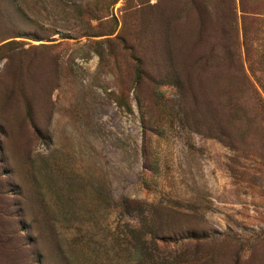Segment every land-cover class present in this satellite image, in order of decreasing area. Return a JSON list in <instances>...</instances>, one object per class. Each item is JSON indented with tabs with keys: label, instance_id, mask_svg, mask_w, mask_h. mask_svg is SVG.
<instances>
[{
	"label": "rangeland",
	"instance_id": "1",
	"mask_svg": "<svg viewBox=\"0 0 264 264\" xmlns=\"http://www.w3.org/2000/svg\"><path fill=\"white\" fill-rule=\"evenodd\" d=\"M255 88L264 0H0V264H264Z\"/></svg>",
	"mask_w": 264,
	"mask_h": 264
},
{
	"label": "trees",
	"instance_id": "2",
	"mask_svg": "<svg viewBox=\"0 0 264 264\" xmlns=\"http://www.w3.org/2000/svg\"><path fill=\"white\" fill-rule=\"evenodd\" d=\"M224 3H225V6L227 9H230L231 12L234 14V11H235V0H223ZM210 5L207 6V8H209ZM14 37H18V35H14ZM249 54V52H248ZM245 78L247 79V82L250 84L251 81H250V78L248 76L245 75ZM252 95H253V98H255V100L257 101V104L260 105V110H264V96H263V93L258 90L257 88L253 89L252 91ZM261 159L264 158V156H259ZM264 160V159H262ZM4 205H2L0 203V217L2 216H6L8 215V212L9 210L8 209H4V206H6V203L3 202ZM0 231H4V227L0 229ZM1 233V232H0ZM3 235V234H2ZM2 243V239L0 237V247L2 246L1 245Z\"/></svg>",
	"mask_w": 264,
	"mask_h": 264
}]
</instances>
